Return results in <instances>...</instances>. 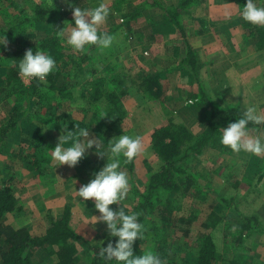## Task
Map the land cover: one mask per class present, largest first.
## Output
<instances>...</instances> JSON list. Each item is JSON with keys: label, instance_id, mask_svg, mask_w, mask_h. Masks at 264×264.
<instances>
[{"label": "rangeland", "instance_id": "rangeland-1", "mask_svg": "<svg viewBox=\"0 0 264 264\" xmlns=\"http://www.w3.org/2000/svg\"><path fill=\"white\" fill-rule=\"evenodd\" d=\"M143 1L71 0L73 6L81 8L95 7L101 2L108 6L110 15L105 24L100 26L99 31L114 29L117 25L124 24L128 17H131L132 20L113 34L115 41L110 49L101 51L97 48L88 56L87 62L80 66L74 81L75 87L71 91L73 93L72 101L64 104L63 108L56 109L53 99L49 98L50 92L45 88L47 87L46 83L41 82L42 86L40 88L44 87V89L36 91V96L31 100L32 109L21 112L17 117L13 130L5 136L3 145L0 148V179L12 186L16 205L21 212L22 210H33V213H37L38 210H41L39 217L31 219L29 218L30 216L26 217L21 212L9 214L15 218L14 220L8 218V221L3 223L5 226L11 227L10 223L21 225L18 230L27 229L30 237H42L50 226L49 218L52 216L49 210H63L65 206H69L72 209L75 205L74 209L79 210V213L83 209L87 210L86 212L90 211L88 217H91V219H86L88 213L82 212L83 216L81 215L82 217L79 218L80 223H75L73 225L74 229L70 228L74 231L77 230L75 232H79L78 235L86 241L99 245L105 244L109 233L103 223L94 224L93 216L100 215L94 208V202L92 200L84 201L79 198L75 190H78L81 185L88 183L93 178V173L99 171L106 164L107 156L99 158V154L93 156L89 150H86V158L82 159L73 168H69L67 165H60L55 168V163L52 161L47 166V168L51 167V169L45 172L44 177L29 174L25 170L23 159L24 151L28 146L35 145L40 140L38 136L44 138L43 146L45 144V148L47 147L45 155L51 157V149L56 146L60 135H62V132L57 128L59 127L58 118L69 116L76 121L89 122L90 114L84 113V108H88L84 97L89 84L95 79L104 77L108 73L111 75L113 70L123 74L127 79L125 84L128 87V94L123 99L126 121L120 126L121 131H111L109 140L122 134L141 137L144 153L134 159L133 175V179L136 180V185L140 190H143L147 181L146 164L154 166L157 162L150 142L153 130L163 126L168 119L181 123L180 117L183 115L188 116L186 111L189 108L195 109L191 108L194 107L192 106L194 103L192 105L189 104L190 95H184L180 90L176 92V88L164 83L163 85L161 84L164 91L162 93L163 96L160 97L159 95L157 100L152 99L146 91L144 92V88L141 89L143 76L159 75L149 71L150 67L145 60L161 52L167 53L171 50L170 47L163 50L154 48V46L148 47L142 43L140 34L141 26L144 24L143 12L138 10V5L141 2L143 3ZM148 1L157 2V0ZM169 1L177 3L180 0H158L161 5L169 3ZM210 1L213 3V0ZM227 1H230L239 9L235 0ZM55 2L58 4L60 16L48 18L44 25L30 29V31L34 30L37 39L57 36L56 31L63 27H65L66 31L70 30L73 17L68 3L65 0H0V36L4 35L7 41L6 48L0 46V128L7 124L10 113L15 106L14 95L5 86V70L18 64L17 59L11 57V53L16 51L17 46L8 41L7 30L10 28L12 21H17L25 15H37L42 5L45 3L51 5ZM255 2L258 6H264V0H255ZM127 3L130 4L128 8ZM199 6L193 7L192 10L196 11ZM136 12L138 13L135 14ZM238 13L240 15V10ZM240 20L242 31L248 34L250 32L249 26L245 28L241 17ZM254 27L258 31L264 28L261 26ZM177 34L181 40L184 39L178 31ZM178 44L181 47L179 41ZM64 47L62 60H60L59 56L52 55L56 65H63L72 58L77 59L84 54V52L73 51L66 43ZM141 47L147 51L148 55H144L143 52L145 50L142 51ZM18 77L25 87L31 85L32 80H24L19 75ZM39 102L44 105L38 106ZM77 103H82L83 107L74 108L73 105ZM207 117L204 116L205 120ZM189 120L186 121V126L191 124ZM203 128V124L194 125L192 128L193 133H195L194 136H198ZM198 131L199 133L196 134ZM250 134L264 138V129H252ZM253 157L259 161L255 164L257 169L250 173L245 168V165L247 166V163ZM185 169L204 188L209 189V192L212 193L200 192L195 188L188 187V185H181L179 190L174 193L176 204L177 206L180 205L184 214H188L190 210L199 211L198 224L202 222L208 224L209 229L202 232L211 235L217 251L223 259L220 264H232L226 256L225 249L228 246L226 242L230 243V240L236 237L237 221L234 210L241 212L244 216L257 218L261 228L264 230V154L255 156L243 151L234 153L230 149L225 151L222 146L212 147V145H208L201 155L193 156L185 164ZM27 173L28 176H26ZM236 182H238L237 188L234 189L233 186L236 185ZM64 193L67 194L65 202L60 197ZM131 195L129 188L127 196L123 200L125 207L129 210L132 208L131 201H129L132 198ZM217 196L226 200L234 198V201L229 206H226L220 203ZM44 223L47 225L46 229ZM30 224H32L34 229L30 227L32 230H28V225ZM211 226H214V228H211ZM11 228L13 229V227ZM195 229H197V226H195ZM77 248L78 252L81 253V249ZM237 250L238 253L236 254L242 257L238 264H264V236H251V239L247 240L243 247ZM229 252L233 253L234 251L231 248ZM31 260L34 264H52L55 258L54 256H49L45 251L38 250L32 254Z\"/></svg>", "mask_w": 264, "mask_h": 264}, {"label": "trees", "instance_id": "trees-1", "mask_svg": "<svg viewBox=\"0 0 264 264\" xmlns=\"http://www.w3.org/2000/svg\"><path fill=\"white\" fill-rule=\"evenodd\" d=\"M235 1L239 10H242L246 0ZM202 2L203 0H180L174 8H162L168 23L176 28L181 37L185 38L184 30L180 25L181 15L193 7L199 6ZM149 5L160 7L156 1ZM58 8L56 2L51 5L45 3L37 15H25L17 21H12L7 30V39L17 46V49L11 53V57L18 61L23 58L26 50L32 49L34 52L37 50L46 51L49 55L59 56L62 60L65 40L57 36L37 39L34 30L30 31L32 27L44 25L48 18L60 16ZM131 20L132 18L128 17L124 24L100 32L114 34ZM248 26L250 32L247 35L256 37L258 49L263 48L264 28L258 31L253 25L244 22V27ZM96 49V46H91L77 59L72 58L63 65H56L54 71L49 74L45 88L50 92L49 98L53 99L56 109L63 108L64 104L72 101L73 93L71 91L75 87L74 81L78 70ZM186 50V56L181 61V66L194 74L198 70L197 59L189 47H186ZM125 80L127 79L123 74L113 70L111 75L108 73L106 76L92 81L84 97L85 104L88 105V108H84V113L90 114L89 122L84 123L83 120L76 121L69 116H63L58 118L59 127L57 128L63 134L66 128L71 131L74 124L88 127L90 137L95 138L101 145L96 151L107 150L111 131H121L120 126L126 121L123 99L128 94V87ZM142 84L141 89L144 88V92L146 91L152 99L157 100L159 95L163 96V84L161 85L159 75L143 76ZM5 86L11 94L13 93L15 106L7 124L0 128V148L5 136L13 130L19 114L32 109L31 100L36 96L38 89H44V87L40 88L42 83L35 79L32 80L29 87H25L18 77L16 65L5 70ZM37 105L41 107L44 104L39 102ZM209 106L203 131L198 136H194L183 123L175 122L173 119H168L163 126L153 130L150 142L157 162L154 166L146 164L148 176L143 190L138 188L136 180L133 179L134 160L131 163H124L121 158L120 170L124 171L129 178V188L132 194L129 201H131L132 208L131 210L127 209L123 201L119 205L113 204L109 207L116 209L121 206L126 213L138 214V220L144 226V237L134 242L133 252L135 255L151 250L160 256L164 264H220L223 261L211 235L202 232L209 229L208 224L206 222L198 224L199 211L190 210L188 214H184L174 199V193L179 190L181 185H188L200 192L211 194L209 189L204 188L194 176L186 171L185 164L193 156L201 155L208 145L222 146L225 151H229V148L219 142L221 129L241 118V110L238 106L229 108H220L213 104H209ZM101 111L106 112L107 117L102 118ZM249 129H264V125L250 124ZM38 138L40 140L35 145L28 146L24 151L23 159L25 170L29 174L44 177L45 172L51 169L47 166L52 162V159L45 155L47 147L45 148V144L43 146L44 138L41 136ZM87 150L93 156L98 155L95 145ZM258 161L253 157L247 166L245 165L247 171L254 172L257 169L255 164ZM248 181L250 182L249 179ZM237 184L238 182L233 186L234 189L237 188ZM217 199L226 206L234 201V198L226 200L218 196ZM17 212H19V208L12 193V186L0 179V264H34L31 256L38 250L45 251L49 256H54L55 261L52 264H105V261L98 255L99 249L106 247L109 240L113 243L116 240L110 235L106 237V242L103 245L84 240L69 226L71 216L69 206L64 207L58 219L49 218L50 226L42 237L32 238L27 229L15 231L3 224L9 214ZM234 212L237 221L236 237L231 239L230 243L226 242L228 246L225 251L230 262L238 264L242 257L236 254L238 253L237 249L243 247V244L251 239V236H264V230L257 218L244 216L237 210ZM77 247L81 249V253L78 252ZM231 248L236 252L230 253ZM109 264H115V261L109 262Z\"/></svg>", "mask_w": 264, "mask_h": 264}, {"label": "clouds", "instance_id": "clouds-1", "mask_svg": "<svg viewBox=\"0 0 264 264\" xmlns=\"http://www.w3.org/2000/svg\"><path fill=\"white\" fill-rule=\"evenodd\" d=\"M71 8L73 23L70 30L56 31L59 38L65 39V43L73 51L83 53L91 46H96L101 51L110 49L115 41V36L109 33H101L100 26L105 24L110 15L108 6L101 2L95 7L81 8L71 4V0H65ZM240 17L246 23L264 27V6H258L255 0H246ZM231 19L225 14V20ZM0 46L7 47V41L0 36ZM16 65L18 75L24 80L33 79L46 83L47 77L56 67V61L46 51L32 49L26 50L23 58ZM74 108L83 107L82 103L73 105ZM101 117H107L106 112L101 111ZM264 125V114H261L255 104L245 106L241 118L228 124L221 130L220 143L234 153L241 151L255 156L264 154V138L250 134L249 125ZM68 145V146H65ZM100 148L95 138L90 137L88 127H80L74 124L71 131L64 130L58 143L51 149V159L55 168L67 165L73 168L86 158L87 149ZM102 157L107 156L106 164L93 173V178L86 184L75 190L77 196L84 201L92 200L94 208L99 216L94 217V224L103 223L108 233L116 240L108 241L106 247L99 249L98 255L105 264L115 261V264H164L158 254L151 250L143 254L135 255L133 244L143 239L144 226L138 220V214L126 213L123 207L116 209L110 205H119L129 190V178L120 170L121 158L124 163H131L137 156L144 153V145L140 136L122 134L114 137L108 143L106 152L96 151Z\"/></svg>", "mask_w": 264, "mask_h": 264}, {"label": "crops", "instance_id": "crops-1", "mask_svg": "<svg viewBox=\"0 0 264 264\" xmlns=\"http://www.w3.org/2000/svg\"><path fill=\"white\" fill-rule=\"evenodd\" d=\"M152 3L153 1L144 0L138 5V10L143 12L144 22L140 39L142 38L145 46L163 50L170 47L171 50L150 57L145 62L150 67L149 71L159 74L161 84L176 88V92L180 90L182 94L190 95V99L194 101V104H191L194 107L191 108L195 109L189 108L190 113L186 111L188 116L180 117L184 125L190 119L191 124L185 126L193 135L194 125H204V116H208L209 104L220 108L238 106L243 113L245 106L251 103L264 114V47L258 49V39L242 31L238 8L227 0H213V3L203 0L196 11L190 9L180 17V25L185 33V38L181 40L176 28L168 23L162 9L174 8L178 2L169 1L164 5L160 4V7L150 6ZM126 5L127 8L130 6L128 3ZM226 13L231 19L225 20ZM186 47L190 48L197 59L198 70L196 69L194 74L181 66L187 52ZM141 48L142 51L145 50ZM143 53L148 55L146 50ZM198 133L199 131L196 134ZM66 196L65 193L60 196L64 202ZM74 206L70 217L72 229L75 223H80L82 212L87 211L83 209L79 213ZM49 211L54 219H58L62 210ZM21 213L31 219L39 217L41 210L37 213H33V210H22ZM86 213V219L90 220V211ZM6 218L5 221H8V218L14 220L15 217L8 215ZM10 225L15 230L21 226L13 223ZM30 227L34 229L30 224L28 230ZM44 227H47L45 223Z\"/></svg>", "mask_w": 264, "mask_h": 264}, {"label": "built area", "instance_id": "built-area-1", "mask_svg": "<svg viewBox=\"0 0 264 264\" xmlns=\"http://www.w3.org/2000/svg\"><path fill=\"white\" fill-rule=\"evenodd\" d=\"M193 103H194V101L193 100H190L189 104H193Z\"/></svg>", "mask_w": 264, "mask_h": 264}]
</instances>
